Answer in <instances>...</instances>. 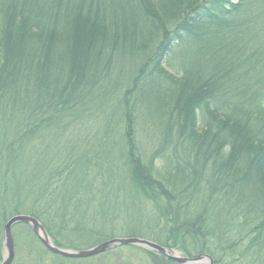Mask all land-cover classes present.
<instances>
[{
  "label": "trees",
  "instance_id": "obj_1",
  "mask_svg": "<svg viewBox=\"0 0 264 264\" xmlns=\"http://www.w3.org/2000/svg\"><path fill=\"white\" fill-rule=\"evenodd\" d=\"M135 3L0 0V126L15 125L13 131L21 140L31 127L46 125L45 131L36 130V137L41 134L45 141L33 147L46 162L35 168L41 165L38 170L45 168L44 173L37 174L38 181L25 194L19 189L4 192L3 211L9 207L5 220L31 216L58 246L52 236L55 224L72 228L78 223L74 218L87 208L72 202L95 199V192L103 200L106 187L94 191L85 176L116 168L111 163L114 147H107L116 130L115 111L101 113L108 102L104 98L119 107L125 101L123 92H110L104 81L119 53L144 51L150 55L137 69L139 78H145L140 89L144 94L152 90L146 105L161 146L158 151L154 145L151 158L160 152L167 167L142 163L128 135L135 130L136 118L126 110L118 111L127 129L120 140L123 169H131L132 190L142 192L150 186L152 191L145 193L167 202L155 205H167L169 211L160 210L162 215L175 219L166 236L170 245L177 247L179 238L188 236L203 243L201 251L215 264L224 263L236 258L241 242L258 245L264 240V0ZM163 47L167 55L182 54L185 65L196 57L200 60L190 72L170 74L163 66ZM189 48L193 50L184 54ZM134 82L128 84L131 89ZM15 99L18 108L11 104ZM87 119L96 122L97 147L87 149L78 161L73 147L60 151L51 131L60 128L61 136L75 134L76 124ZM8 138L0 135V148L5 149ZM79 162L89 166L88 172L85 168L79 173L74 166ZM127 162L131 168L124 166Z\"/></svg>",
  "mask_w": 264,
  "mask_h": 264
},
{
  "label": "rangeland",
  "instance_id": "obj_2",
  "mask_svg": "<svg viewBox=\"0 0 264 264\" xmlns=\"http://www.w3.org/2000/svg\"><path fill=\"white\" fill-rule=\"evenodd\" d=\"M124 1L125 0H121V2ZM131 1L134 5L136 4L135 0ZM71 4H73V1H71ZM165 13H167V9ZM171 22L172 25L175 24L173 21ZM164 48L166 53L163 58V60L165 59L163 66L170 74L178 73L181 75V72L185 70L190 72L200 60L196 57L192 59L188 65H185L181 63L180 57L182 54L172 52L167 55L168 49L167 47H163L162 49ZM192 50L193 48H189L184 54ZM155 51L156 49L152 55L155 54ZM124 53H126V55H124ZM149 55L150 53H144V51L119 53L104 81L107 90L110 92L114 90H119L121 93L123 92L122 96H124L125 100L123 101L124 106L122 105L123 107H119L118 102L115 100H113L115 102H110L108 98H104L103 100L107 99L108 102L104 105V109L102 110L103 113H101L102 116H105V114L109 113L111 110L115 111L114 123L116 130L111 143L107 144V147L110 149H112V145L114 147L112 149L111 163L114 164L116 168L107 169L106 167L107 172L103 174L95 175V173H93L85 176L91 181L94 191H98L102 186L106 187L101 196L103 200L100 199L101 194L95 192V199H83L79 201L81 203L78 201L72 202L74 204H84L88 209L85 207L81 209L82 213L79 215V218H74V221H78V223L72 226V228L68 227L65 230L62 226L59 228L58 223L55 224L56 229H53L54 235L52 236L58 244L57 247L61 249L80 251L92 248L103 241L113 238H139L142 236L144 238L140 237L141 239L159 245L166 243L168 246L165 245L163 247L174 250L176 254L181 257L196 258L200 254L206 255L201 251L203 243L200 241V244H196L188 236L180 237L179 241H177V247L170 245L171 242L167 239L168 228L176 222L173 218L172 221L170 218H166L160 211H169L167 202H164L161 198L159 201H155L151 196V192L149 194L145 193L149 190L152 191L150 186L143 187L142 192L132 190L130 187L132 178V176H130L131 169L127 171L123 169L122 166L124 158L119 153L121 151L120 140L122 135L127 133V129L124 127L125 119L123 121L121 120L119 112L127 110L131 117L133 116V118H136L135 130L133 131L132 129V132H130V134L128 133V135H130L131 142L137 146L142 163L150 162L154 169L167 167V163L165 161L163 162L160 158L163 156L160 152L157 153L155 157L153 156L154 158H151L152 150L156 143L158 151L159 149L161 150V146L159 147L154 134V131H156L154 119L150 117V112L146 105L148 97L152 95V90H147L146 94L142 92L140 83H142L145 78H139L137 72V69H139L142 63L141 61L145 60ZM204 58L209 59V55H204ZM150 72L151 68L149 67L148 77ZM135 79L138 80L134 82ZM131 81L134 82L132 89L128 86ZM104 92L107 93L105 90ZM23 97H25V95ZM26 101L28 102L27 99ZM14 102L11 104L15 108H18L20 104L19 100L15 99ZM96 113L100 114V112ZM9 122L10 121H7V123ZM95 125V120L90 122V120L87 119L80 122V124H76V132L73 131L75 134H62L61 136L60 128L52 129L51 134L55 137L54 143L56 146L60 147V151L64 147L66 149L73 147V158L80 161L82 157H85L87 149L97 147V143L93 141L94 135L98 130ZM14 128L15 125H13L12 128L6 125L0 126V135L5 138L9 136V142L5 149L0 148V159L5 163V165L0 166V236L7 222L5 219L9 217L7 213L9 207L6 206V211H3L4 208L1 204L4 192L14 191L15 189V192H18L19 189L20 193L25 194L28 188L32 186L33 181H38L37 174L44 173L45 168L41 171H39L38 168L44 166V163H46L44 158L37 155L40 149L33 152V147L36 149L40 146V143L45 141V137L40 140L41 134L36 137V130L42 129L45 131L46 125L36 128L31 127V129H28L29 131L27 133L20 135L22 138L26 135L24 139L21 140L17 139L19 133H15V131H13ZM10 140L12 141L11 143ZM75 146L77 151H75ZM28 149H30L31 152L28 151ZM63 152L65 151L59 153L63 155ZM88 156H90V154H88ZM36 163L42 166H36L35 168ZM128 164L129 162L124 166L126 168H131ZM74 166L80 168V170H78L79 173L85 168L86 171L87 168L89 170L87 164H82L80 162ZM172 169L173 166H171V170ZM76 171L77 170H75V172ZM81 181L83 182L84 180L82 179ZM8 185H10L9 188L5 187ZM33 203L34 200L28 202L29 205ZM155 203H166L167 205L164 204L161 209H159L156 207ZM11 231L15 244V256L12 264H178L150 249L137 246L116 247L94 257L86 259H66L71 262L66 261L67 263H63V261L56 259L54 257L55 255L45 249L41 242H38L39 240H36L37 238L34 237L35 235L27 225L15 224ZM101 235L105 237L98 240V237ZM257 244L258 245H252L248 241L244 243L241 242L239 245L241 246L240 250L237 252L235 251L233 255L236 256V258L229 257V259L221 264H264V240H258ZM215 245L212 246L213 250L216 249ZM182 246L189 251V256L182 250ZM215 251L218 252L217 249ZM56 257L61 258L58 256ZM2 259L3 251L0 253V262Z\"/></svg>",
  "mask_w": 264,
  "mask_h": 264
},
{
  "label": "water",
  "instance_id": "obj_3",
  "mask_svg": "<svg viewBox=\"0 0 264 264\" xmlns=\"http://www.w3.org/2000/svg\"><path fill=\"white\" fill-rule=\"evenodd\" d=\"M15 224L27 225L45 249H47L53 255L65 259H86L97 256L116 247L137 246L150 249L178 264H214L212 258L207 255L200 254L196 258L181 257L178 256L172 249L159 246L153 242L140 238H113L103 241L92 248L80 251L61 249L53 244L41 223L35 218L27 215L13 216L5 223L2 231V245L4 248V254L0 264H12L14 260L15 246L11 229Z\"/></svg>",
  "mask_w": 264,
  "mask_h": 264
}]
</instances>
